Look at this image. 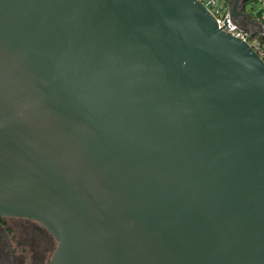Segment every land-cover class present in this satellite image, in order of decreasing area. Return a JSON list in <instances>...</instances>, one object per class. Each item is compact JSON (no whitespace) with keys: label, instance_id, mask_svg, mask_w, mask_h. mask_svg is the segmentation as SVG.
Returning <instances> with one entry per match:
<instances>
[{"label":"water","instance_id":"obj_1","mask_svg":"<svg viewBox=\"0 0 264 264\" xmlns=\"http://www.w3.org/2000/svg\"><path fill=\"white\" fill-rule=\"evenodd\" d=\"M0 216L50 264H264L263 60L200 0H0Z\"/></svg>","mask_w":264,"mask_h":264},{"label":"flooded vegetation","instance_id":"obj_2","mask_svg":"<svg viewBox=\"0 0 264 264\" xmlns=\"http://www.w3.org/2000/svg\"><path fill=\"white\" fill-rule=\"evenodd\" d=\"M6 219L12 223L6 225ZM9 225L13 228L10 234ZM56 244L53 235L39 222L24 217L0 216V251L6 253L1 264H50Z\"/></svg>","mask_w":264,"mask_h":264},{"label":"built area","instance_id":"obj_3","mask_svg":"<svg viewBox=\"0 0 264 264\" xmlns=\"http://www.w3.org/2000/svg\"><path fill=\"white\" fill-rule=\"evenodd\" d=\"M206 8L214 15L218 28L224 31L230 32L233 36H236L246 41L259 55L264 62V28L256 34L252 35V32L238 25L230 16V4L224 0H200ZM264 14L262 15V18ZM261 24L262 23L259 19Z\"/></svg>","mask_w":264,"mask_h":264},{"label":"trees","instance_id":"obj_4","mask_svg":"<svg viewBox=\"0 0 264 264\" xmlns=\"http://www.w3.org/2000/svg\"><path fill=\"white\" fill-rule=\"evenodd\" d=\"M226 3L230 4V0H224ZM244 11L249 13L252 18L259 19L264 23V3L259 0H246L244 3Z\"/></svg>","mask_w":264,"mask_h":264},{"label":"rangeland","instance_id":"obj_5","mask_svg":"<svg viewBox=\"0 0 264 264\" xmlns=\"http://www.w3.org/2000/svg\"><path fill=\"white\" fill-rule=\"evenodd\" d=\"M259 1H261V0H259ZM2 223V222H1ZM9 223H12V220H10V219H6V225H8ZM3 225H4V223H2ZM5 225V226H6ZM9 228H11L10 230H9V232H8V234H10V231H13V228L9 225ZM52 254V253H51ZM3 256H6V253L5 252H1L0 251V260H2V257ZM51 256V255H50ZM0 264H1V262H0Z\"/></svg>","mask_w":264,"mask_h":264},{"label":"crops","instance_id":"obj_6","mask_svg":"<svg viewBox=\"0 0 264 264\" xmlns=\"http://www.w3.org/2000/svg\"><path fill=\"white\" fill-rule=\"evenodd\" d=\"M261 2L264 3V0H261ZM239 23H240L239 25L244 27V28H247V26H248V24L246 22L244 23L243 21H240Z\"/></svg>","mask_w":264,"mask_h":264}]
</instances>
